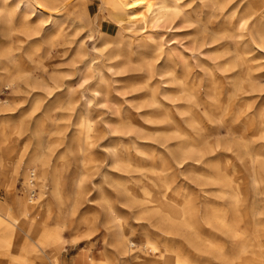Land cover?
<instances>
[{"label":"clouds","instance_id":"obj_1","mask_svg":"<svg viewBox=\"0 0 264 264\" xmlns=\"http://www.w3.org/2000/svg\"><path fill=\"white\" fill-rule=\"evenodd\" d=\"M0 264H264V0H0Z\"/></svg>","mask_w":264,"mask_h":264}]
</instances>
